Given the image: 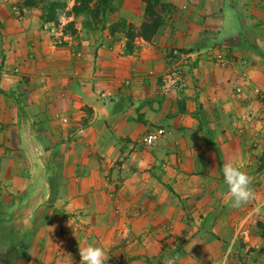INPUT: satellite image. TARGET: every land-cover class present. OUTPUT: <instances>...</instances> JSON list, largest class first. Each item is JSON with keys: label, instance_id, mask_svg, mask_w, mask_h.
Here are the masks:
<instances>
[{"label": "crops", "instance_id": "crops-1", "mask_svg": "<svg viewBox=\"0 0 264 264\" xmlns=\"http://www.w3.org/2000/svg\"><path fill=\"white\" fill-rule=\"evenodd\" d=\"M25 1L0 0V264H80L85 244L106 264H211L225 250L264 264V0H164V25L132 53L110 28L139 27L141 0L73 33L71 16L44 23ZM173 51L190 56L187 86L165 95ZM228 161L252 177L256 199L240 208L226 203ZM183 199L226 249H174L195 234Z\"/></svg>", "mask_w": 264, "mask_h": 264}, {"label": "trees", "instance_id": "trees-1", "mask_svg": "<svg viewBox=\"0 0 264 264\" xmlns=\"http://www.w3.org/2000/svg\"><path fill=\"white\" fill-rule=\"evenodd\" d=\"M115 1L120 0H75V5L71 9V14L75 17H90L92 20L105 19L108 13L116 10L114 6ZM144 4L145 20L140 24L137 30L133 25L127 24L120 20L113 24L110 30L122 31L126 38V53H132L134 49V41L136 38L149 42L161 29L165 22V15L170 10V5L166 4L164 0H141ZM27 8L40 7L41 20L44 23L57 24V11L65 7V3H56L55 1L46 2L42 0H27L24 2ZM72 26V25H71ZM83 26L89 27V22H84ZM261 159V158H260ZM172 193V190L168 188Z\"/></svg>", "mask_w": 264, "mask_h": 264}, {"label": "rangeland", "instance_id": "rangeland-1", "mask_svg": "<svg viewBox=\"0 0 264 264\" xmlns=\"http://www.w3.org/2000/svg\"><path fill=\"white\" fill-rule=\"evenodd\" d=\"M42 1L46 2L47 0H42ZM53 1H55L56 3H62V4L65 3V7L60 9L59 11H57V18L60 17V15L66 16V18H68L67 15L72 17L71 22H69L68 24L65 25L66 29L69 32L73 31V25L76 22H80L82 24H84V22H89V28L90 29L92 28V30H95L96 28L102 27L105 24V19L107 18V16H109V14H111V13H108L107 16L105 17V19H101V20H92L90 17H88L87 19H85L84 17H81V16L80 17H75L74 15H72L70 13L72 7L75 5V0H49V2H53ZM123 1L124 0L115 1L114 6L116 7V9H118L120 6L123 5ZM142 7H143L142 8V10H143L142 15L140 17H138L137 20H136L137 23H139V26H140V24L142 22H144V20L146 18L145 17V12H144V4H143ZM17 8L19 10H21L20 7H17ZM64 14H66V15H64ZM23 16H24V13L21 14L20 18H16V19L20 20V19L23 18ZM120 20L125 21L129 25H133L134 28L137 30L138 26L136 27L134 23H128L124 19H120ZM260 158H261V161H262V168H263L264 167V154L262 156H260ZM180 206H182V210L185 211V215H187V220L191 221V224L193 225V227H192L193 230H191V231H192V233L195 232V234L191 235L190 237L178 238V239L175 240L174 249L175 248L176 249L179 248V250H177L178 253H182V254H185V255L187 253H189V254L194 255V258H196V256L199 255L198 254L199 252L194 253L193 250L196 249V248L199 249L200 246H203V245H208L209 246V245H213L214 244V246H220V247L222 246L224 249L227 248L226 243L224 245L221 244L220 241H219V237L215 234V231L217 232V229H215L214 225L211 224L212 221L210 220V215L207 214V213H203V216L201 215L199 217L200 213L196 214L197 208L199 207V205L197 203L188 204L187 200L183 199L182 201H180ZM211 207H215V205H212ZM203 210H205V209L203 208ZM211 213L213 214L214 212H211ZM229 216H230V214H229ZM194 219H196V221ZM228 222L231 223V220H229ZM203 230H206V232H207V234H209V236L206 235L205 237H202L200 242H199V240H195L197 235L202 233ZM227 232H228V230H227ZM212 237H214V238H212ZM196 241H198L199 243L196 242ZM182 248H186L187 252H185L184 249H182ZM181 249H182V251H180ZM201 253L202 254H200V256L197 259H201L203 261V257H206V255L208 256V253H205L204 251L201 252ZM162 258H165V257L157 256V259H159V262H158L159 264H161L160 260ZM155 259L156 258H154L153 261ZM175 259L178 260L179 256L175 257ZM238 259L240 261L241 257L239 256ZM234 260H236V259H235V255L232 253V250L228 251V252L225 250V251H223V253H220V252L216 253V257L212 261L213 263H211V264H220V261H222L223 264H233Z\"/></svg>", "mask_w": 264, "mask_h": 264}, {"label": "clouds", "instance_id": "clouds-1", "mask_svg": "<svg viewBox=\"0 0 264 264\" xmlns=\"http://www.w3.org/2000/svg\"><path fill=\"white\" fill-rule=\"evenodd\" d=\"M221 172L223 185L226 189L225 195L228 197L226 203L230 207L240 208L256 199L252 187V177L239 165L228 161L223 164ZM78 248L80 264H106L109 260L103 247L85 244Z\"/></svg>", "mask_w": 264, "mask_h": 264}, {"label": "built area", "instance_id": "built-area-1", "mask_svg": "<svg viewBox=\"0 0 264 264\" xmlns=\"http://www.w3.org/2000/svg\"><path fill=\"white\" fill-rule=\"evenodd\" d=\"M12 12L16 18H20L23 13L22 10H19L17 7H13ZM187 55L173 51V65L162 75L163 94L166 95L172 91H182L186 88L185 73L186 68L189 67V64L186 63L190 61V56L188 57ZM211 59L213 62L225 64L224 59L219 54L213 53ZM165 134V129H154L141 139V143L147 147H153L165 136Z\"/></svg>", "mask_w": 264, "mask_h": 264}]
</instances>
